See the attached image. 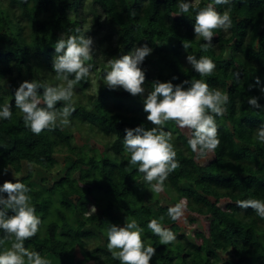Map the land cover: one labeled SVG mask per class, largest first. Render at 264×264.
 I'll return each mask as SVG.
<instances>
[{
	"label": "trees",
	"instance_id": "trees-1",
	"mask_svg": "<svg viewBox=\"0 0 264 264\" xmlns=\"http://www.w3.org/2000/svg\"><path fill=\"white\" fill-rule=\"evenodd\" d=\"M209 3L197 1L198 7ZM213 6L227 10L232 23L227 31L215 29L212 45L201 49L204 41L193 30L195 10L176 15L177 0H0V33L7 29L14 47L0 50V104L8 102L13 113L11 119L0 120V184L18 179L30 189L41 225L24 241L26 247L51 264H119L107 249L105 228L123 225L128 217L137 220L144 228L142 239L156 248L150 264H264V218L251 207L236 205L240 199L264 200V145L254 139L264 108L246 102L256 95L264 105L259 88H249L257 76L264 83V0ZM50 21L63 38L78 34L77 29L92 36L95 51L85 62L92 65L89 77L74 86L70 123L34 134L25 127L13 93L25 79L61 83L52 70L54 47L46 49L44 31ZM183 43L190 45L187 50ZM141 44L153 49L142 65L147 91L152 81L175 76L174 84L203 79L229 96L223 114L215 116L220 143L209 161L208 154L199 157L188 147L190 129L165 122L178 166L160 193L147 188L123 146L126 127H153L139 94L106 87L91 92L94 78L103 82L109 59ZM187 52L210 57L216 64L213 72L201 77L187 64ZM82 130L96 135L78 144L75 132ZM180 199L184 211L199 217L194 219L209 221L208 229L199 233L200 242L180 232L179 219L167 216L168 207ZM151 219L171 229L176 240L160 244L147 228ZM4 235L0 230V237ZM11 242L5 240L0 249Z\"/></svg>",
	"mask_w": 264,
	"mask_h": 264
},
{
	"label": "clouds",
	"instance_id": "clouds-1",
	"mask_svg": "<svg viewBox=\"0 0 264 264\" xmlns=\"http://www.w3.org/2000/svg\"><path fill=\"white\" fill-rule=\"evenodd\" d=\"M213 4L230 5V0H212L204 7H198L197 0H177L176 15L195 10L193 30L195 37L204 41L200 44L201 49L212 45L215 29L227 31L232 23L229 12H220ZM76 31L78 34L61 37L54 43L56 55L52 59V70L56 74L55 79L61 83L42 84L35 79H25L13 93L15 107L22 114L25 127L34 134L57 124L67 126L70 123L74 86L90 75L92 65L85 62L95 51L94 38L86 36L79 29ZM183 46L187 50L190 45L183 43ZM152 51L147 44H141L134 45L126 54L114 56L108 60L102 81L110 90L123 89L132 96L139 94L141 97L146 119L153 127L146 128L143 123L126 127L123 146L130 153L128 163L137 165L136 171L143 174L147 188L152 193H160L167 177L178 166L173 135L171 131H165V122L173 121L178 128L190 129L188 147L197 156L205 157L220 143L215 116L223 114V106L229 96L219 89L210 88L203 79H185L174 84L175 76L170 80L152 81V88L147 91L142 65ZM185 59L201 77L210 75L216 67L210 57H197L194 52H187ZM253 86L258 87L261 95H264V83L260 77L257 76L255 85H249V88ZM41 89L42 96L38 95ZM58 101L64 102L60 108L56 107ZM246 102L255 109L264 108L256 95H250ZM12 115L8 102L0 104V120L11 119ZM254 139L264 145V122L255 130ZM7 170L6 167L4 171ZM29 192V187L18 179L0 184V230L5 234L0 237V244L12 239L10 246L0 249V264H51L50 259L24 244L27 238L38 233L41 225V218L36 214ZM236 205L241 209L251 207L258 217L264 218V200L240 199ZM184 208L185 201L180 199L168 207L167 216L176 221L183 216ZM92 209L96 211L95 206ZM147 228L159 237L160 244L168 245L176 240V234L163 227L157 219L149 220ZM105 232L107 249L119 264H150L156 248L142 239L144 228L135 218L126 217L123 225L109 223Z\"/></svg>",
	"mask_w": 264,
	"mask_h": 264
},
{
	"label": "rangeland",
	"instance_id": "rangeland-1",
	"mask_svg": "<svg viewBox=\"0 0 264 264\" xmlns=\"http://www.w3.org/2000/svg\"><path fill=\"white\" fill-rule=\"evenodd\" d=\"M197 1H199V0H197ZM49 23L50 24L47 25L48 29H46L44 31V34L49 37V42L47 43L46 49H48L49 47H54L55 41L62 37L56 32L54 23L51 21ZM12 44L13 43H12V40L10 39L9 31L7 29H4L2 31V33H0V50L1 51L13 50L14 47ZM91 74L93 77H95V74L93 72H91ZM102 88L106 89L103 82L98 83L97 79L94 78L91 92H95V90L97 91V90H100ZM75 135H76V138H75L76 143L82 144L87 139H91L92 135L95 136L96 134L95 133L93 134V132L87 133V132H84L82 130V132L76 131ZM96 138L103 141V142L108 141V138H102V136H96ZM213 157H214V153L212 151V152L208 153V155L206 156V161H209ZM178 159L181 160V158H178ZM195 217H197L195 214L187 212L185 210L183 213V216L181 218H179L178 223L181 227V229H180L181 233H184L185 235H187V237L189 239H191L192 241L197 240L198 242H200L201 238L199 236V233L202 231H206L208 229L209 221H208V219H204V220L194 219ZM197 218H199V217H197ZM92 263L93 262H90L88 264H92Z\"/></svg>",
	"mask_w": 264,
	"mask_h": 264
}]
</instances>
